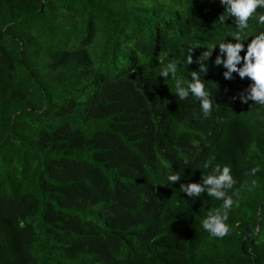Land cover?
Listing matches in <instances>:
<instances>
[{"label":"trees","instance_id":"obj_1","mask_svg":"<svg viewBox=\"0 0 264 264\" xmlns=\"http://www.w3.org/2000/svg\"><path fill=\"white\" fill-rule=\"evenodd\" d=\"M237 31L220 0H0V264H264V106L214 64ZM213 45L205 117L160 61L190 81ZM213 157L236 181L223 238L202 227L223 201L179 188Z\"/></svg>","mask_w":264,"mask_h":264},{"label":"clouds","instance_id":"obj_2","mask_svg":"<svg viewBox=\"0 0 264 264\" xmlns=\"http://www.w3.org/2000/svg\"><path fill=\"white\" fill-rule=\"evenodd\" d=\"M225 10L234 18L235 24L240 31L232 34V38L236 41L220 42L219 55L216 56L214 64L216 66L223 65L227 69L223 76L227 80L233 79V73H237L241 80L248 78L251 83L243 91L239 92L232 99H239L241 103L247 104L250 100L256 104L264 106V31H260L253 36L250 43L247 44L245 55L241 56L245 45L242 40V32L248 28V21L256 12L257 8H264V0H220ZM258 23L264 25V13L258 17ZM199 46L190 47L187 50V64L197 63L198 71L191 72L190 81H185L177 77L178 64L175 61L169 60L164 63L161 68L160 76L163 78H171L175 82V93L180 100H185L189 95L195 97L199 102L201 109L207 117L210 115L213 102L210 94L205 90V84L201 79V73L206 74L210 57L216 45L211 46V50L203 51L196 59L193 60V50ZM226 55V58H224ZM242 66H238L241 65ZM214 157L205 161L204 169L212 168L210 174H202V182L181 183L180 190L186 193L188 197H199L202 193H207L208 196L216 200L223 201L220 208L208 211L206 217L202 221V227L210 236L223 238L230 232V226L227 221L229 219V210L233 207L235 201L232 196L228 195V191L233 188L236 181L231 174V168L228 165L221 166L212 161ZM258 171V168L252 169V174ZM168 180L175 184L180 181L178 174H173L168 177Z\"/></svg>","mask_w":264,"mask_h":264}]
</instances>
